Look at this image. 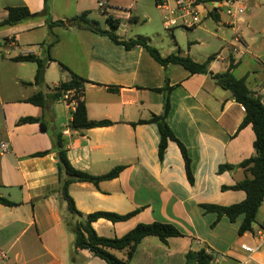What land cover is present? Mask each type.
Returning <instances> with one entry per match:
<instances>
[{"label": "crops", "instance_id": "0c3cea01", "mask_svg": "<svg viewBox=\"0 0 264 264\" xmlns=\"http://www.w3.org/2000/svg\"><path fill=\"white\" fill-rule=\"evenodd\" d=\"M45 1L0 0V23L6 19L10 7H28L32 13H38L44 10ZM99 1L49 0L51 18L67 21L84 12H90L91 17L98 12ZM246 3L248 10L237 26L224 8H217L214 12L217 19L209 13L202 23L211 19L214 26L187 28H200V38L195 37L191 42L194 45L181 53L199 63L212 58L209 71L214 75L226 73L233 61L235 77L245 78L249 90L261 96L264 103V0ZM107 4L108 16L137 19L132 14L125 18L113 16L109 10L118 11L122 5L116 0H107ZM207 8L208 12L213 10L210 4ZM38 31L44 32L43 35L36 37ZM76 31H83L81 41ZM237 33L247 45L241 56L231 50ZM54 36L58 42L50 49V56L57 62L51 61L47 67L46 85H29L32 93L21 97L9 96L8 90L3 91L0 86V196L16 204L13 207L0 204V264H107L88 250L74 248L75 236L69 223L75 219L57 192L56 153L32 157L51 151L58 133L67 140L68 156L76 169L98 177L116 167H126L119 177L98 185L77 182L69 187L76 209L83 215L98 212L126 215L138 211L125 222L95 221L92 226L100 237L122 238L139 224L155 222L172 224L184 235L170 238L167 244L153 236L143 239L131 264H186L187 253L203 247L215 255V264H264V242L257 237L259 231H264V204L253 232L243 236L238 234L243 216L234 223L224 217L212 227L217 215L206 214L202 208L230 206L246 199L243 191H222L223 186L231 187L245 179L242 169L218 173L221 165L238 166L255 155V133L252 126L239 131L246 113L234 96L209 75H192L181 65L161 66L143 47L127 50L107 36L73 27L51 30L42 18L16 26H0V65L10 62L24 68V63L14 62L13 58L30 54L45 58L47 52L43 57L42 50L47 49ZM63 46L67 48L65 55ZM203 46V55L196 57L194 48ZM66 54L79 65H67ZM171 54L173 51L161 53L163 57ZM59 62L88 80L85 89L88 118L108 120L112 126L79 134L70 129L75 102L64 99L54 102L49 98L43 107L27 102L38 92L49 95L47 81L53 72L60 71ZM36 71L37 66L32 68V77L18 73L14 76L22 82L28 78L29 82H24L28 85L34 83ZM71 77L69 71L61 72V79L50 88L70 81ZM167 84L173 87L168 123L188 150L193 185L187 179L178 145L171 142L161 162L157 125L138 124L163 112L164 94L155 90ZM28 117L40 119L46 128L40 123L18 125L20 119ZM243 245L254 248V253L244 251ZM109 251L128 260L130 249Z\"/></svg>", "mask_w": 264, "mask_h": 264}, {"label": "trees", "instance_id": "16d2710c", "mask_svg": "<svg viewBox=\"0 0 264 264\" xmlns=\"http://www.w3.org/2000/svg\"><path fill=\"white\" fill-rule=\"evenodd\" d=\"M157 5L158 0H156ZM213 9L210 12L212 18L217 19V14ZM8 14L5 20L0 23V26H16L28 20L45 19L46 25L52 30L54 27H73L77 29L88 30L94 34L107 36L115 45L123 46L127 50H132L136 47H143L148 51L152 58L161 66L181 65L192 75H209L211 79L223 90L229 91L235 98V101L242 105L245 109L246 116L240 125L239 131L252 126L255 133L254 149L255 155L243 161L240 165H221L218 173L232 172L237 169H242L245 173V179L234 186H223L222 191H243L246 194V199L238 204L230 206L220 205H203L206 214L215 213L217 221L212 225L215 227L218 222L226 217L230 222L234 223L238 218L243 216V221L239 227L238 234L240 236L246 233L253 232L256 223V217L264 204V103L261 96L252 93L246 83L245 78H237L233 74L234 64L231 62L230 69L224 74L214 75L209 71V63L212 58H209L204 63L194 61L189 55H184L179 51L177 54H171L163 57L161 53L149 44V39L137 37L135 39H123L117 34L118 29L122 24L121 19H115L112 16H107L106 22L109 26L108 30L100 28L99 22L91 20L90 12H84L67 21H53L50 14L49 0L45 1V8L42 12L32 13L28 7H10L7 9ZM131 21L136 20L134 18ZM58 42L55 38L53 42L48 44L46 52L47 56L41 58L35 55L18 56L13 58L14 62L20 63H35L37 71L34 83L28 85L42 87L45 84V74L47 67L51 61H56L50 56V49ZM62 71H69L72 75L68 82H60L58 86L50 88L49 95L43 92L36 93L32 98L27 100L28 103L43 107L50 98L52 101H60L69 96L68 102H76V107L73 112V119L70 123V129L73 132L83 134L89 129L112 126L111 121H93L88 118L87 107L85 102L87 79L75 74L65 64L59 62ZM173 87L167 84L163 89H156V92L164 94L163 112L160 115H153L149 120L140 121L138 124H155L160 133V143L158 156L160 161H164L169 144L174 142L178 145L185 163L186 176L190 184L195 183L194 175L191 167V158L186 146L176 137L175 133L170 128L168 117L171 109L170 93ZM115 91V89L110 88ZM40 123L43 129L45 124L40 120L32 117L22 118L18 125ZM56 153L57 173H58V190L63 201L67 205L68 212L74 216L75 221L69 223V227L74 233V248L76 250H88L96 257L104 260L107 264H131V259L138 245L147 237H157L164 244H167L170 238L184 237L182 232L172 224L155 222L152 224H139L132 231L127 233L122 238L108 239L100 237L94 230L92 224L99 219H106L113 223L125 222L134 217L138 211L119 215L109 212H98L90 215H83L75 206L74 200L69 194V187L72 183L89 182L98 185L102 181L112 180L120 176L125 170V166L114 168L108 174L103 176H92L86 172L76 169L69 159V148L67 140L63 134L58 133L53 139V148L49 152L34 154L32 157H41L48 155L51 152ZM0 204L5 206H16L15 203L0 196ZM130 249L128 260L119 259L111 253L109 249L124 250ZM186 264H215V255L207 251V248H202L199 251H189L186 255Z\"/></svg>", "mask_w": 264, "mask_h": 264}, {"label": "rangeland", "instance_id": "374dc122", "mask_svg": "<svg viewBox=\"0 0 264 264\" xmlns=\"http://www.w3.org/2000/svg\"><path fill=\"white\" fill-rule=\"evenodd\" d=\"M107 2V0H104ZM119 1L120 5L118 6L120 10L116 11L115 9L109 10L108 13L111 15H121L125 18L128 14H132L136 17V20H122V24L117 31V34L122 37L123 39L128 38H137L140 36L147 37L150 40V44L153 47H156L161 53L166 54L170 51H173L174 54H177L179 49L182 52L188 50L191 45V42L195 41V37L200 38L198 32L200 28H196L193 30H189L184 27H176L173 29H167L164 26V10L159 8L156 5V0H116ZM170 2L172 0H169ZM173 6V3H171ZM99 9V8H98ZM100 12V14H99ZM91 20L96 19L99 22L100 28L104 29L109 27L106 22V17L108 16L107 11L102 13L101 10L98 12H94L92 14ZM215 23L211 19H207L206 22L201 25L212 27ZM201 27V28H202ZM195 32V33H194ZM44 32H36L35 36L40 37L43 35ZM84 34L83 31H76V36H79V41L82 40L81 35ZM55 38V36H54ZM52 37V42L54 41ZM4 45L2 40V46ZM78 46V45H77ZM81 49V48H80ZM67 48L65 46L62 47V53L65 55V51ZM205 51V47H197L194 48V54L196 57H201ZM84 52L82 50L81 54ZM43 53V50H42ZM66 61L67 65H79V62H72L71 58L68 57L66 54ZM65 64V65H66ZM21 64H13L7 62L5 64L0 65V86L3 91L8 90V94L11 97H21V96H28L32 93V87L29 85H25L24 82H29L28 78L23 80H17L15 78L14 73H18L19 75H26L32 77V68H36L35 63H24V68L21 67ZM61 72L63 73L62 69L60 71L54 73L53 77H49L47 84L49 87H52L54 81L61 79ZM16 83L18 85H16ZM45 89V88H44Z\"/></svg>", "mask_w": 264, "mask_h": 264}, {"label": "built area", "instance_id": "2783aa9c", "mask_svg": "<svg viewBox=\"0 0 264 264\" xmlns=\"http://www.w3.org/2000/svg\"><path fill=\"white\" fill-rule=\"evenodd\" d=\"M169 0H158V4L164 10V26L167 29L176 27L195 28L202 25L206 16H209L207 5L210 4L212 9L224 8L227 16L232 19L233 25L242 23L244 15L248 10L246 0H172L173 6ZM217 4L215 6L214 4ZM98 8L105 13L108 9V4L104 0L98 2ZM232 54L241 56L247 50L245 40L237 33L234 37L231 47ZM222 58V57H221ZM68 101L69 96L63 98ZM76 103V102H75ZM4 148V146H2ZM258 239L264 242V231L258 232ZM242 249L248 253H254V248L246 245Z\"/></svg>", "mask_w": 264, "mask_h": 264}, {"label": "water", "instance_id": "95a60500", "mask_svg": "<svg viewBox=\"0 0 264 264\" xmlns=\"http://www.w3.org/2000/svg\"><path fill=\"white\" fill-rule=\"evenodd\" d=\"M46 55V48L43 49L42 56L44 57Z\"/></svg>", "mask_w": 264, "mask_h": 264}]
</instances>
